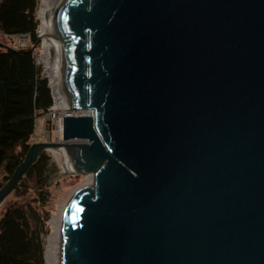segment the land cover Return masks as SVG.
<instances>
[{"label":"water","instance_id":"obj_1","mask_svg":"<svg viewBox=\"0 0 264 264\" xmlns=\"http://www.w3.org/2000/svg\"><path fill=\"white\" fill-rule=\"evenodd\" d=\"M55 5L84 114L29 145L0 206L52 150L92 175L63 209L58 264H264V0Z\"/></svg>","mask_w":264,"mask_h":264},{"label":"trees","instance_id":"obj_2","mask_svg":"<svg viewBox=\"0 0 264 264\" xmlns=\"http://www.w3.org/2000/svg\"><path fill=\"white\" fill-rule=\"evenodd\" d=\"M37 0H0V36H27L29 47L0 51V188L22 162L35 132V121L53 104L51 89L40 74L34 49L39 43ZM10 38V37H9ZM44 152L23 175L0 215V264H46L43 237L50 212L45 209L52 174Z\"/></svg>","mask_w":264,"mask_h":264},{"label":"rangeland","instance_id":"obj_3","mask_svg":"<svg viewBox=\"0 0 264 264\" xmlns=\"http://www.w3.org/2000/svg\"><path fill=\"white\" fill-rule=\"evenodd\" d=\"M53 0H37V7L35 11V18L38 21V26H37V36L39 39V43L35 46H31L34 49L35 56H36V62L40 66V74L41 76H46L47 81L50 86V80L49 77L47 76V69L50 68L45 61L44 58L47 55V51L45 50L43 46V41L44 37L42 38L41 34L39 33V26H40V11L45 8L46 5L50 4ZM10 37V38H9ZM7 38H3L0 36V51L1 49H5L7 46L11 47H25L29 45L28 42V37L27 36H9ZM6 47H5V46ZM29 47V46H28ZM51 92L52 88L50 86ZM53 95V94H52ZM67 108V107H66ZM62 109L56 107L55 101H53L52 106L48 109L47 113L41 114L38 116L37 120L38 123L35 125V132L33 133L31 142H40V141H56L53 138H50L51 135H53L51 131V125H52V117L63 115L70 109V106L68 105L67 109ZM51 162V168H55L56 172L52 174V180L49 185V191H50V198L49 201L45 207L47 211L50 212V218L48 219V227H49V234L45 235L43 237L44 243H45V252L46 249L48 248V237L52 233H57L51 224V219L53 217H58L60 215V220L63 215V209L65 207V204L70 196V194L77 189L78 187L86 184L88 181V174H75L74 172H65L62 168L61 162L57 159L56 157V151L52 150H47L45 152ZM7 200H13L15 201L16 199L13 197V195H9L4 203L0 206V215L2 211V207L4 206L5 202ZM58 241V239H57ZM57 241L55 243H57ZM56 261V255H55V260Z\"/></svg>","mask_w":264,"mask_h":264},{"label":"bare ground","instance_id":"obj_4","mask_svg":"<svg viewBox=\"0 0 264 264\" xmlns=\"http://www.w3.org/2000/svg\"><path fill=\"white\" fill-rule=\"evenodd\" d=\"M40 26L39 33L42 38L44 37L43 46L47 51V55L44 58L45 63L50 66L47 69V76L50 80V86L52 88L53 101H55L56 107L62 109L68 108L69 100L66 94L65 88V74H64V49L61 36L56 29V5L55 0L46 5L40 11ZM66 108V109H67ZM70 173V172H69ZM92 175L88 176V182H91ZM62 217H53L51 224L53 225L57 233H52L48 237V248L45 252L47 264H58V237L61 229ZM57 241V243H55ZM56 255V261L55 260Z\"/></svg>","mask_w":264,"mask_h":264},{"label":"built area","instance_id":"obj_5","mask_svg":"<svg viewBox=\"0 0 264 264\" xmlns=\"http://www.w3.org/2000/svg\"><path fill=\"white\" fill-rule=\"evenodd\" d=\"M69 112L65 113V114H68V115H73V114H83L84 112H78V111H74L72 110L71 108L68 110ZM64 115V114H63ZM63 115H58V116H55L52 117V125H51V133L53 135H51L50 138H53L54 137V140H61L62 138V116ZM38 123V120L36 119L35 121V124Z\"/></svg>","mask_w":264,"mask_h":264},{"label":"clouds","instance_id":"obj_6","mask_svg":"<svg viewBox=\"0 0 264 264\" xmlns=\"http://www.w3.org/2000/svg\"><path fill=\"white\" fill-rule=\"evenodd\" d=\"M81 112H82V111H81ZM83 114H84V113H83ZM50 140H51V139H50ZM50 140H49V141H50ZM31 143H32V142H31Z\"/></svg>","mask_w":264,"mask_h":264}]
</instances>
